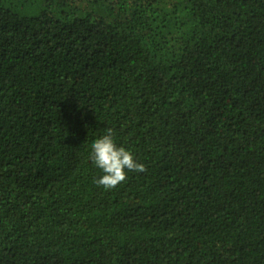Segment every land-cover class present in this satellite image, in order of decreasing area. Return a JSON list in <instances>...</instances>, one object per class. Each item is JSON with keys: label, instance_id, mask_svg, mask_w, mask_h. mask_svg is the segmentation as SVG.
<instances>
[{"label": "trees", "instance_id": "trees-1", "mask_svg": "<svg viewBox=\"0 0 264 264\" xmlns=\"http://www.w3.org/2000/svg\"><path fill=\"white\" fill-rule=\"evenodd\" d=\"M0 264H264V0H0Z\"/></svg>", "mask_w": 264, "mask_h": 264}, {"label": "clouds", "instance_id": "clouds-1", "mask_svg": "<svg viewBox=\"0 0 264 264\" xmlns=\"http://www.w3.org/2000/svg\"><path fill=\"white\" fill-rule=\"evenodd\" d=\"M90 160L102 171V175L94 183L105 189H112L124 182L127 171H146L145 165L137 162L129 150L117 145L114 131L110 127L92 143Z\"/></svg>", "mask_w": 264, "mask_h": 264}]
</instances>
